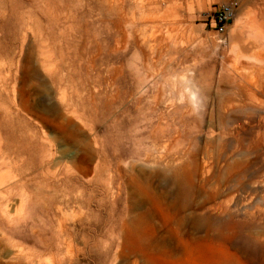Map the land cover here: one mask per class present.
Returning a JSON list of instances; mask_svg holds the SVG:
<instances>
[{"label": "rangeland", "instance_id": "1", "mask_svg": "<svg viewBox=\"0 0 264 264\" xmlns=\"http://www.w3.org/2000/svg\"><path fill=\"white\" fill-rule=\"evenodd\" d=\"M160 1L0 0V264H264V0Z\"/></svg>", "mask_w": 264, "mask_h": 264}, {"label": "built area", "instance_id": "2", "mask_svg": "<svg viewBox=\"0 0 264 264\" xmlns=\"http://www.w3.org/2000/svg\"><path fill=\"white\" fill-rule=\"evenodd\" d=\"M237 6L238 0H230L228 3L221 5L219 10L214 13L212 20L219 32H223Z\"/></svg>", "mask_w": 264, "mask_h": 264}, {"label": "bare ground", "instance_id": "3", "mask_svg": "<svg viewBox=\"0 0 264 264\" xmlns=\"http://www.w3.org/2000/svg\"><path fill=\"white\" fill-rule=\"evenodd\" d=\"M140 2H143V0H140ZM160 4H161V1L160 0H149V1H146V2H143L141 3V6L144 10H147V11H151L153 12V14L155 13V11L159 10L160 8ZM146 11V12H147ZM131 14H134V13H131ZM156 14V13H155ZM141 15V13H140ZM151 15V13H150ZM141 16H144V15H141ZM148 16V15H147ZM146 16V18H147ZM134 17V16H133ZM131 17L132 19L135 20V18ZM145 18V19H146ZM155 18V17H154ZM139 20V19H138ZM136 20V21H138ZM141 23H142V26L144 25H147L148 23L152 24V29L150 31L151 33V36H154L155 34L157 33H160V29H161V25H159V23L157 21L159 20H154V19H151V20H145L142 22V20L140 19ZM134 22V21H133ZM140 23V22H139ZM138 25V24H137ZM148 27V26H147ZM146 26L143 27V30L144 32H147L149 29L147 28ZM141 29V28H140ZM141 31V30H140ZM209 131V130H208Z\"/></svg>", "mask_w": 264, "mask_h": 264}]
</instances>
